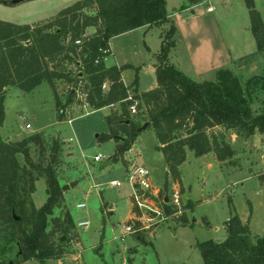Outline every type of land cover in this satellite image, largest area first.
Masks as SVG:
<instances>
[{"label": "rangeland", "instance_id": "374dc122", "mask_svg": "<svg viewBox=\"0 0 264 264\" xmlns=\"http://www.w3.org/2000/svg\"><path fill=\"white\" fill-rule=\"evenodd\" d=\"M75 1L33 0L16 7L0 4V20L47 23ZM167 1V10L177 13L172 17L176 44L171 49L170 61L185 74L198 81H215L219 69H229L242 84L250 77L264 74V53L256 52L246 0H204L193 8L195 13L180 9L186 0ZM253 1L264 20V0ZM168 30L167 23L149 30H135L113 40L117 52L133 66L124 72L128 84L137 77L139 88L146 90L156 82L153 64H157L162 35ZM94 31L88 28L86 34L92 35ZM113 62V56L106 60L107 65ZM73 87L65 81L58 82L57 91L64 103ZM104 88H108V83ZM81 89L82 86L77 87L72 103L63 107L61 117L54 90L47 82L31 92L16 87L6 90L5 120L0 129L4 139L20 141L29 134L44 132L50 143L54 139L63 142L62 157L56 165L60 185L64 186L63 198L53 212V219L57 218L49 221L47 229L55 231L57 241L64 237L62 242L67 254L47 259L44 264H59V260L62 264H205L197 243L209 239L223 241L227 237L226 221L234 212L249 223L254 236L264 235V133L233 138L232 130L222 128L235 154L221 161L213 152L196 156L188 149L180 166L183 188H175L179 183L168 177L166 192L163 186L167 163L157 149L154 129L148 122L141 129L146 123L144 110L138 106L137 113H132L141 124L134 146L124 157L111 160L117 145L108 137L111 131L106 117L118 111L119 105L91 110ZM263 100L264 94H261L252 102L254 111L264 108ZM26 123L30 128H26ZM215 130L221 132V128ZM31 153L35 162L42 158L36 147ZM45 153L44 157H49L52 151ZM97 154L102 155L100 161L94 160ZM109 160L111 164L100 168ZM132 163L149 171L150 188L141 197L142 206L134 198L138 187L128 177L127 168ZM113 181L121 185L115 186ZM35 186L25 217L47 201L45 179H38ZM156 190L159 192L155 196ZM176 192L177 202L174 201ZM80 203L84 207H78ZM190 204L193 206L186 210ZM67 214L73 223L68 224L66 236L61 235L58 227L66 224ZM184 214L185 224L180 220ZM79 222L87 224L80 226ZM126 225L131 226L132 232L124 233ZM18 255L16 243L0 252V258L11 262ZM19 264L40 262L30 259Z\"/></svg>", "mask_w": 264, "mask_h": 264}, {"label": "trees", "instance_id": "16d2710c", "mask_svg": "<svg viewBox=\"0 0 264 264\" xmlns=\"http://www.w3.org/2000/svg\"><path fill=\"white\" fill-rule=\"evenodd\" d=\"M202 1L186 0L181 9ZM246 4L256 52L264 53V23L254 1L246 0ZM166 23L169 30L162 35L157 54V85L139 93L137 77L132 83L134 98L145 112L142 113L145 122L154 129L157 149L167 163L163 190H169L168 177L183 188L180 166L188 149L196 156L213 152L218 160L231 158L235 151L225 140L222 128L245 138L256 132L264 133V108L260 112L252 108V102L264 94V74L250 77L242 84L229 69H219L215 81H198L170 63L176 26L167 11L166 0H76L47 23L0 20V128L5 120L9 87L31 92L41 83H49L61 117L63 107L72 103L77 87L82 86L85 103L91 110L119 105V110L106 118L111 131L108 137L117 145L111 160L124 157L141 126L130 111L132 101L126 100L130 87L122 79L123 70L132 66L107 65L104 58L109 55L113 36ZM88 28L95 30L92 35L86 34ZM77 40L80 42L76 43ZM59 81L74 85L65 103L57 91ZM217 128H221L220 133L216 132ZM33 147L42 156L38 162L31 153ZM46 150L52 151L49 157H44ZM62 152L63 142L54 139L50 143L44 132L12 142L0 133V242L4 245L0 252L11 243L19 246L16 261L0 258V264H19L30 259L44 264L47 259L67 254L64 242L57 241L55 231L47 229L49 221L57 218L53 219V212L63 198L64 186L60 185L56 167ZM125 164H128L126 159ZM40 178L47 185V201L25 217L23 214L28 213V201L32 200L31 194ZM192 206L188 205L186 210ZM170 212L167 207V213ZM14 213L19 220H15ZM180 220L185 224L187 216L184 214ZM69 223L73 220L67 214L65 225L58 227L61 235L67 236ZM225 228L227 237L223 241L209 239L197 243L205 264H264V235L254 236L249 223H244L236 212L226 221Z\"/></svg>", "mask_w": 264, "mask_h": 264}, {"label": "built area", "instance_id": "2783aa9c", "mask_svg": "<svg viewBox=\"0 0 264 264\" xmlns=\"http://www.w3.org/2000/svg\"><path fill=\"white\" fill-rule=\"evenodd\" d=\"M80 41L77 40L76 43H79ZM111 49L109 50V55H110ZM104 53H108V50H104ZM108 55V56H109ZM106 56L104 58L105 62H106V58L108 57ZM134 93L129 89L128 90V97H126V100H130L132 101V104L130 106V111L131 113H137V106H138V101L134 98ZM26 128H30V124L26 123ZM102 158V155L97 154L94 156V160L95 161H100ZM128 170V177H129V181L133 182L136 187H138V190L136 191L134 198L136 203L139 206L144 205L140 200L141 197L146 195V190L150 188L149 185V180L147 179V177L149 176V171L146 167L144 166H138L134 163H132L131 165H129V167L127 168ZM113 185L115 186H120L121 184L118 181H113ZM143 185H145V187H143ZM137 189V188H136ZM179 198L178 192H176L174 194V201L177 202ZM78 207H84V203H80L78 205ZM87 224V222H79L80 226H85ZM126 230V231H125ZM124 233H128V232H132V228L130 225H126L125 229H124ZM123 239V238H122Z\"/></svg>", "mask_w": 264, "mask_h": 264}, {"label": "crops", "instance_id": "0c3cea01", "mask_svg": "<svg viewBox=\"0 0 264 264\" xmlns=\"http://www.w3.org/2000/svg\"><path fill=\"white\" fill-rule=\"evenodd\" d=\"M167 3H168V1L166 0V5H167ZM201 3V2H200ZM200 3H198V4H196V5H199ZM184 4V3H183ZM182 4V5H183ZM196 5H193V6H190V7H187V9H191L192 10V13H195L194 12V10H193V8L196 6ZM181 7V6H180ZM181 9V8H180ZM185 10V9H184ZM168 11V10H167ZM168 13L170 14V18H171V20H172V22L174 21V19L172 18L174 15H176V14H173V13H170L169 11H168ZM262 21H263V23H264V20H263V18H262ZM163 25H167V23L166 24H163ZM152 27H139V28H135V29H132V30H129V31H126V32H123V33H121V34H118V35H115V36H113L111 39H110V49H111V52H110V55L109 56H113V59H114V61L115 62H113L114 64H117L118 66H121V65H124V64H128V63H126L125 61V58H123L118 52H117V49H116V47L114 46V44H113V40L114 39H116V38H120V37H123V36H125V35H128V34H130L131 32H133V31H135V30H142V29H146V30H149V29H151ZM163 40V39H162ZM162 44V43H161ZM173 49V48H172ZM170 53H171V51H170ZM108 56V57H109ZM108 57L106 58V60L108 59ZM170 54H169V61H170ZM170 63H171V61H170ZM173 64V63H172ZM110 65H112V64H110ZM175 65V64H174ZM175 66H177V65H175ZM133 67V66H132ZM153 67L154 68H156V64H153ZM179 68V67H178ZM126 70V69H125ZM125 70H123V72H122V79H123V81H124V83H125V85H127V86H129L130 87V90L133 92V93H135L133 90H134V88H135V86H133L132 85V83L131 84H128V82H126V80H125V77H124V72H125ZM191 77V76H190ZM157 85V80H156V82L150 87V88H148V89H146V90H149V89H151V88H153V87H155ZM137 89H138V92L139 93H141V92H144V91H146V90H141L140 88H139V86H138V84H137ZM1 129V128H0ZM230 133H231V135H232V137L233 138H236V137H238V135L237 134H233L231 131H230ZM259 133V132H258ZM8 141V140H7ZM133 146H134V144H133ZM132 149V148H131ZM188 151V150H187ZM214 154V153H213ZM128 161V160H127ZM177 186H180V185H176V187L175 188H177ZM160 190V189H159ZM159 190H156L155 191V196H156V193L157 192H159ZM245 223V222H244ZM59 262V264H62V261L61 260H59L58 261Z\"/></svg>", "mask_w": 264, "mask_h": 264}, {"label": "water", "instance_id": "95a60500", "mask_svg": "<svg viewBox=\"0 0 264 264\" xmlns=\"http://www.w3.org/2000/svg\"><path fill=\"white\" fill-rule=\"evenodd\" d=\"M30 1H33V0H0V4H2L4 6H7V7H16V6H19V5L23 4V3L30 2ZM147 125H148L147 122L144 123V125L142 126L141 129L146 128ZM111 163H112L111 160L106 161L100 166V168H103V167H105V166H107V165H109ZM14 218H15V220H19L20 219V217L16 213H14ZM63 239H64V237H62V240Z\"/></svg>", "mask_w": 264, "mask_h": 264}]
</instances>
